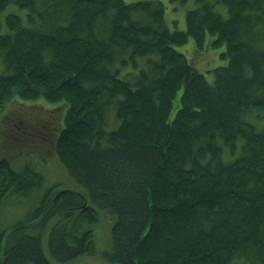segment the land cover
Instances as JSON below:
<instances>
[{"label":"trees","instance_id":"16d2710c","mask_svg":"<svg viewBox=\"0 0 264 264\" xmlns=\"http://www.w3.org/2000/svg\"><path fill=\"white\" fill-rule=\"evenodd\" d=\"M193 2L171 30L160 0H0V116L64 103L52 148L82 188L0 226V264L96 253L100 208L117 264H264V0ZM189 38L224 46L212 81L175 48ZM30 166L0 158V202L42 186Z\"/></svg>","mask_w":264,"mask_h":264},{"label":"rangeland","instance_id":"374dc122","mask_svg":"<svg viewBox=\"0 0 264 264\" xmlns=\"http://www.w3.org/2000/svg\"><path fill=\"white\" fill-rule=\"evenodd\" d=\"M124 1L132 2L136 0ZM160 1L165 6L166 25L171 30L184 29V13L186 9L194 6L193 0H188L184 4L172 3L170 0ZM11 7L16 8L15 5ZM7 11V9L3 10V12ZM210 39L211 36L208 35L206 45H208ZM175 48L184 52L191 64L202 72L208 81L213 80V73L211 71L206 72V70L226 62L220 58V52L224 50L223 45L217 48L198 50L195 48L193 40L189 38L186 43L175 46ZM4 71V64L0 56V73ZM64 108V103L57 104L41 99L23 100L15 98L8 103L2 112L0 116V158L9 159L13 167L17 169H21L25 164L30 163L32 166L30 167L38 170V174L40 173L39 175L43 177V184L30 196H10L4 202H0L1 227H9L16 219L26 218L28 212L38 205L39 195L43 193L44 189L55 186V189L49 191L52 196L56 191L63 188L82 190L80 184L67 173L52 148L56 131L61 126ZM37 217L41 216L38 215ZM114 218L112 214L100 208L97 221L89 232L96 253L80 255L61 264H117L106 259L102 254V251L110 248V227ZM54 219H48L45 223L49 222L47 228L43 231L46 236L50 226L53 225ZM35 230L37 229L30 231L37 233ZM26 233L29 234V230ZM43 247L46 251V238H43ZM230 264L255 263L240 258L234 259Z\"/></svg>","mask_w":264,"mask_h":264},{"label":"bare ground","instance_id":"6f19581e","mask_svg":"<svg viewBox=\"0 0 264 264\" xmlns=\"http://www.w3.org/2000/svg\"><path fill=\"white\" fill-rule=\"evenodd\" d=\"M60 190H61V189H60ZM60 190H59V191H60ZM55 194H56V193H55ZM55 194H54V195H55Z\"/></svg>","mask_w":264,"mask_h":264},{"label":"flooded vegetation","instance_id":"af4514ba","mask_svg":"<svg viewBox=\"0 0 264 264\" xmlns=\"http://www.w3.org/2000/svg\"><path fill=\"white\" fill-rule=\"evenodd\" d=\"M52 264H56V263H52Z\"/></svg>","mask_w":264,"mask_h":264}]
</instances>
